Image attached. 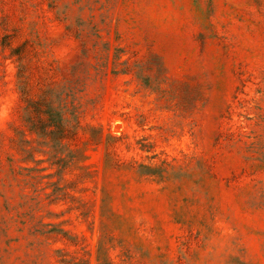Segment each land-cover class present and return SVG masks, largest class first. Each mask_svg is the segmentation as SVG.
Listing matches in <instances>:
<instances>
[{
  "label": "rangeland",
  "instance_id": "rangeland-1",
  "mask_svg": "<svg viewBox=\"0 0 264 264\" xmlns=\"http://www.w3.org/2000/svg\"><path fill=\"white\" fill-rule=\"evenodd\" d=\"M0 264H264V0H0Z\"/></svg>",
  "mask_w": 264,
  "mask_h": 264
}]
</instances>
